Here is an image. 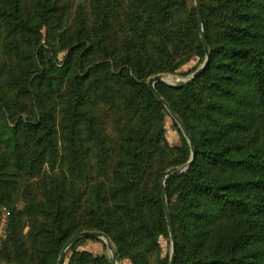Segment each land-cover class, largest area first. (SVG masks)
Wrapping results in <instances>:
<instances>
[{
  "label": "trees",
  "instance_id": "16d2710c",
  "mask_svg": "<svg viewBox=\"0 0 264 264\" xmlns=\"http://www.w3.org/2000/svg\"><path fill=\"white\" fill-rule=\"evenodd\" d=\"M68 3L0 0V261L57 264L89 231L150 264L168 236L164 175L192 149L182 134L166 143L169 113L144 82L204 61L195 0H90L75 19ZM200 7L209 65L187 85L156 87L194 149L165 183L174 264H264V224L244 221L264 217V0Z\"/></svg>",
  "mask_w": 264,
  "mask_h": 264
},
{
  "label": "rangeland",
  "instance_id": "374dc122",
  "mask_svg": "<svg viewBox=\"0 0 264 264\" xmlns=\"http://www.w3.org/2000/svg\"><path fill=\"white\" fill-rule=\"evenodd\" d=\"M63 1L65 3L68 2V0H63ZM199 2H200V0H199ZM89 3H90V0H69L68 15H69L70 19H71L72 15H73V18L75 19V17H77L80 13L79 10L84 11L86 14H88V11L90 9ZM70 22H71V20H70ZM52 23H54V22H51V24ZM203 33H204V26H203ZM43 35H44V39H46L48 42L49 40L50 41L55 40V37L57 35V31L52 30L50 32V34H48V32L46 33V30H45L43 32ZM199 38L201 41V31H200ZM63 57H64L63 52L58 54L59 61H62ZM205 60H206V57H205L203 62H200V60H198L194 56L189 63L184 65L176 73H174V74H161L162 76H164V82L156 84V87L159 84H163L166 86L174 85L175 87H180L181 85H187V84L191 83L192 81H190L189 83H187V81H189L191 79L192 75L200 67H202L204 65ZM150 78H152V77H150ZM150 78H148L147 81L144 82V84L147 87H148L147 82ZM167 112H168V110H167ZM163 126H164V132H165L164 138L166 140V143L170 147L181 146V134L184 138H185V136L183 134L181 127L176 123L175 119L172 117V115L170 113H169V115L164 117ZM256 145H259V144H256ZM177 168H180V167H177ZM177 168H172V169H177ZM169 170H171V169H169ZM165 192H166V190H165ZM254 195H255V193L252 192L251 196L253 197ZM166 199H167V206L169 208L170 203L168 201L167 196H166ZM176 199H177L176 197L171 199V203L175 204ZM163 205H164V202H163ZM19 208L22 209V206H19ZM169 212H170V209H169ZM2 213L3 214H2V217L0 219V250L2 248V240L5 239V237H6L5 227H6L7 217H8V212L6 210H2ZM244 221L248 222L250 224H253L254 229L261 230L262 229L261 227L264 224V217L260 218L258 216V210H251L250 213L245 214ZM173 230H174V228H173ZM26 232H28V231H26ZM87 232H89V231H87ZM97 233H99V232H97ZM99 234L101 235V237L99 239H94V238H81V239H79L77 242L81 241V243L75 248L74 251H71V248L77 243V242H75L69 248V250L66 252L67 259H64V264L70 263V258H72L74 256L73 253H75V252H77V253H89L94 257L106 256L107 259H109L112 262V264H114V261H113L114 258L116 260V264H131L129 259L126 258V254L124 252H120L116 243L114 241H112V239H110L109 237H107L103 233H99ZM179 235L181 237V241L187 245L186 240L184 239V237H185L184 233L179 232ZM174 236H175V234H174ZM106 240L111 244V246H112L111 250L108 249ZM158 242H159V245L161 247L160 255L157 256V254H154L151 257L150 264H157V261L159 259H165V258H167L168 264H169L170 258L172 255V243H171V239H170L169 230H168V236L167 237H160L158 239ZM189 247H190V244H189ZM175 249H176V240H175ZM66 254H65V256H66ZM174 257H175V252H174ZM0 264H4V263H2L0 261Z\"/></svg>",
  "mask_w": 264,
  "mask_h": 264
},
{
  "label": "water",
  "instance_id": "95a60500",
  "mask_svg": "<svg viewBox=\"0 0 264 264\" xmlns=\"http://www.w3.org/2000/svg\"><path fill=\"white\" fill-rule=\"evenodd\" d=\"M195 7H196V13H197V18H198V24H199V29L201 31V42L204 48V51L206 52V60L205 63L202 67H200L191 77V79L189 81H187V83H189L190 81H193L195 78H197L199 75H201L205 69L207 68V66L209 65V61H210V52H209V48L207 45V41H206V37L203 33V18H202V13H201V7H200V2L199 0H195ZM164 82V76L162 75H157L154 76L152 78H150L147 82L148 88L150 89V91L157 97V99L166 107V109L168 110V112L172 115V117L175 119L176 123L181 127L183 134L185 136V138L188 140L190 147L192 149V158L191 160L183 167L177 168V169H171L168 172L165 173L164 178H163V186H162V200L164 202V209H165V216H166V220H167V226H168V230H169V234H170V239H171V243H172V255L170 258V263L169 264H174L175 261V257H174V252H175V236H174V230H173V226H172V222H171V217H170V212H169V208L167 206V199H166V192H165V183L168 177H170L173 174L176 173H183L184 171H186L193 162V156H194V149H193V145H192V141L190 138V135L186 129V127L184 126L182 120L176 115V113L171 109V107L165 102V100L161 97V95L157 92L156 90V84ZM171 87H175L174 85H170ZM101 237V235L97 232H83L80 233L76 236H74L64 247V249L62 250L60 257L57 261V264H64V259H65V254L66 252L69 250V248L75 243L77 242L79 239L81 238H94V239H99ZM106 239V238H105ZM107 242V247L108 249H112L111 244L106 240ZM114 264H116V260L115 258L113 259Z\"/></svg>",
  "mask_w": 264,
  "mask_h": 264
}]
</instances>
